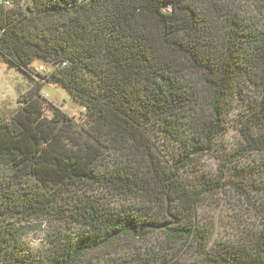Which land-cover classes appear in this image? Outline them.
<instances>
[{"label":"trees","instance_id":"1","mask_svg":"<svg viewBox=\"0 0 264 264\" xmlns=\"http://www.w3.org/2000/svg\"><path fill=\"white\" fill-rule=\"evenodd\" d=\"M0 57L28 77L51 64L38 76L88 117L76 124L34 81L0 118V264H180L188 246L205 264H264V223L208 249L196 211L214 183L181 172L238 101L247 149L264 153V0H0ZM154 129L179 143L175 162Z\"/></svg>","mask_w":264,"mask_h":264},{"label":"rangeland","instance_id":"2","mask_svg":"<svg viewBox=\"0 0 264 264\" xmlns=\"http://www.w3.org/2000/svg\"><path fill=\"white\" fill-rule=\"evenodd\" d=\"M41 67L46 69L38 71ZM52 68L51 64L35 61L32 76L28 77L10 68L0 57V118L9 120L20 108L19 98L30 90L34 81H39L43 84L41 96L47 103L62 110L76 124L85 125L87 108L76 102L59 84L49 83L38 76L50 73ZM247 108V103L236 102L227 131L216 139L211 151L194 157L191 165L181 170L184 179L192 186L200 187L208 181L214 183L211 190L202 195L196 211L198 224L209 232L208 249L219 244L246 241L264 223V153L247 149L242 132ZM45 114L52 118L53 108L47 107ZM253 132L262 133L264 127L254 128ZM153 135L165 160L175 162L181 150L179 143L170 140L159 129H154ZM37 237L42 236L38 234ZM163 239L157 234L139 245L149 248ZM176 259L180 264H205L195 246L182 249Z\"/></svg>","mask_w":264,"mask_h":264},{"label":"built area","instance_id":"3","mask_svg":"<svg viewBox=\"0 0 264 264\" xmlns=\"http://www.w3.org/2000/svg\"><path fill=\"white\" fill-rule=\"evenodd\" d=\"M45 69H46V68H45ZM45 69H44V67H41L38 71H40V70L42 71V70H45Z\"/></svg>","mask_w":264,"mask_h":264}]
</instances>
